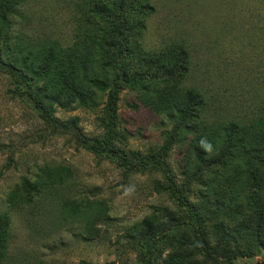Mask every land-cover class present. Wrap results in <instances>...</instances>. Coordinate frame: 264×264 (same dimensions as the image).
<instances>
[{"label":"rangeland","instance_id":"rangeland-1","mask_svg":"<svg viewBox=\"0 0 264 264\" xmlns=\"http://www.w3.org/2000/svg\"><path fill=\"white\" fill-rule=\"evenodd\" d=\"M131 2L125 0V8ZM96 5L107 12L95 13ZM140 5L153 12L124 14L118 0H0L1 15L14 23L4 61L40 72L48 52L37 51L36 43L44 40L79 48L91 61L88 69L82 63L84 72L70 75L66 86L58 85L59 74L49 69L33 85L36 92L45 87L54 101L60 99L61 105L51 104L54 117L64 125L76 118L75 129L85 142L72 129L58 131L22 82L0 69V211L11 228L10 264H136L138 244L130 238L158 231L159 237L177 239L180 230L165 229L167 212L188 216L182 199L212 209L204 205L212 199L209 191L224 195V205L243 193L241 213L253 210L246 198L258 190L251 175L264 178L255 160L264 156L262 147V154H249L248 145L234 138L225 165L195 179L192 136L184 132L165 156L166 172L134 171L132 163H139L138 154L160 153L175 127L167 114L188 108L190 88L201 91L211 121H246L264 112V0H145ZM114 61L119 70L111 68ZM85 73L107 84L123 76L111 146L123 154L125 166L86 146L105 136L107 91L90 87ZM70 87L91 90L87 104L75 103L73 96L67 105L61 94ZM214 155L208 161H216L219 153ZM242 214L204 221H226L233 231ZM237 238L231 250L249 247L246 257L206 264H264V248L255 246L253 233ZM187 253L186 245H173L162 264H197L185 259Z\"/></svg>","mask_w":264,"mask_h":264},{"label":"trees","instance_id":"trees-1","mask_svg":"<svg viewBox=\"0 0 264 264\" xmlns=\"http://www.w3.org/2000/svg\"><path fill=\"white\" fill-rule=\"evenodd\" d=\"M120 3V8L122 13L130 12H139L152 13L153 8L150 6L143 7L140 5L141 1L145 0H132L130 5L125 8V0H118ZM92 8V6H91ZM143 10V11H142ZM94 11L97 14L106 13V9L101 6L96 5ZM17 16H20L18 13ZM13 19L7 18L4 14L0 13V69L9 70L12 77L15 78L19 83L22 82L25 87L24 91H30L31 95H28L32 101H35V106L37 110L44 113L45 118L49 119L51 122L58 125V131H61V128L72 129L76 133L77 138L82 142H85V139H82L78 130L75 129L77 119H71L67 122L66 125L61 124L57 118L54 117V109H52L51 104L56 103L60 104V99L54 101L51 96L46 92L47 89H37L38 92L34 89V83L37 79L43 76L48 69L51 73H56L58 75V85L64 81V86L72 83L71 80H68L70 75H75V77L82 70V63L87 65V69L91 65V61L87 55L81 54L78 52L79 48L76 47H61L57 41L44 40L42 42L37 41L36 45L39 47L37 51L40 50L45 52L47 50V59L43 61L41 65V70L38 72L36 69L31 67H24L20 62L14 64L9 61H4L2 55L5 51L3 48L7 44V40L12 35V26ZM133 28V27H132ZM130 28V30H132ZM24 35L23 32L18 31ZM78 49V50H77ZM85 58V59H83ZM111 68H119V62L114 61L110 64ZM119 70V69H118ZM117 81L114 84H107L105 81L97 78H89L85 74H82L84 82L89 80V85L97 91H107V97L104 106V128L106 130L105 136L101 141L87 144V148L94 150L98 154H110L114 156V159L121 162V166H125L126 160L122 153L113 150L112 143L116 139L115 132V115H116V103L118 98V93L120 91L119 82L122 80V75H116ZM56 79L50 80L54 81ZM49 81V82H50ZM49 82L47 84H49ZM77 88L70 87L69 92L61 94L66 101V104H71L73 100L72 97L75 96L74 102L79 105L87 104L89 100L88 94L91 90H88L87 93H80L83 90H76ZM189 92V93H188ZM187 92V97L190 98V104L188 108L183 111H177L175 115L167 114V117L175 121V127L172 132L169 134V138L166 137V141L158 155H150L147 157H142L140 154L136 155L137 162L132 163L134 171H139V169H161L166 172V167L164 166V160L167 152L177 141L179 136L186 132L192 137L190 138L189 149L195 154L196 160V173L193 175L197 179L198 175L202 173L201 171L210 172L213 170V166H223L227 157L230 156V150L234 147L232 141L235 138L236 142L242 143L243 146L248 145L249 154L260 153L261 149L264 150V112H261L251 120H238V121H226V120H209L206 117L207 108H205L204 97L196 88H190ZM46 93V94H45ZM32 96V97H31ZM43 103H42V101ZM48 101L49 105H44V102ZM48 107L49 109L47 110ZM194 120L199 122L196 124L190 123ZM190 122V123H189ZM201 140L205 141L207 144L211 145V150L208 151L204 146L201 145ZM217 145V147H215ZM112 149V150H109ZM229 150V151H228ZM216 153H219L216 161H208V156ZM257 160V167L259 170H264V156L262 158L255 157ZM257 169V170H258ZM248 174V173H247ZM250 177V176H249ZM250 180L255 183V187L258 189L246 198L249 206H253V210L250 213L242 214V198L243 193L238 194V199L229 198L230 202L227 205L221 204L222 194H215L212 191H209V194L212 195L211 201L204 202V205H211L213 208L208 210L205 207L199 206L197 209L193 204H188L186 199H182V203L188 208L187 215L181 213L180 215L175 216L173 212H167L166 223L164 226H167L165 229L168 232L173 230H180L181 234L177 239H174V236H165L159 237V232L155 233H144L139 232L138 237H131L130 239L136 242L137 247V260L136 264H162V256L166 250H170L173 245H186L189 253L185 259L190 262L197 264H206L208 259L216 262L217 259L224 260L226 262L234 261L237 258L246 257L249 247L238 249V251H232L231 244L238 242L237 234L242 233H253L254 242L256 247L264 248V178L260 179L257 175V172L251 175ZM172 184V182H171ZM174 188V187H173ZM171 197L176 196L177 193H171L170 190H167ZM263 192V194H262ZM224 196V195H222ZM228 199V198H226ZM238 204L237 208L233 209L230 204ZM242 214V220L235 224L234 230L231 231L229 225L226 221L217 220L212 223L207 224L204 219L205 216L211 218H216L220 216L233 217L239 216ZM0 211V264H10L9 259V247L11 244L12 234L10 223L4 217ZM155 218V215L152 216ZM135 243L131 244V248ZM135 244V245H136ZM161 261V262H160ZM199 262V263H198ZM79 264H89L86 261H80ZM107 264V263H106ZM111 264V263H109Z\"/></svg>","mask_w":264,"mask_h":264},{"label":"clouds","instance_id":"clouds-1","mask_svg":"<svg viewBox=\"0 0 264 264\" xmlns=\"http://www.w3.org/2000/svg\"><path fill=\"white\" fill-rule=\"evenodd\" d=\"M201 145L205 147L206 150H211V145L207 144L205 141L201 140Z\"/></svg>","mask_w":264,"mask_h":264}]
</instances>
